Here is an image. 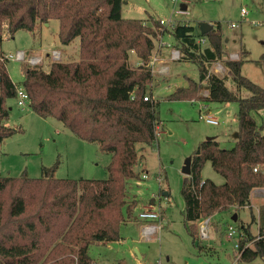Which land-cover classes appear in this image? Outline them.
I'll return each instance as SVG.
<instances>
[{
  "label": "trees",
  "instance_id": "obj_1",
  "mask_svg": "<svg viewBox=\"0 0 264 264\" xmlns=\"http://www.w3.org/2000/svg\"><path fill=\"white\" fill-rule=\"evenodd\" d=\"M121 7L122 0H0V41L3 33L34 32L52 20L59 23L62 45L79 40L77 61H53L47 71L24 64L20 87L37 115L60 121L112 157L103 180L57 179L56 166L43 168L36 179L0 177V264H37L41 259L44 264H92L89 247L119 240L123 211L131 217L133 207L126 201L128 184L139 179L134 171L136 145L154 143L158 128L155 102L146 95L152 78L147 63L157 35L143 20L123 18ZM171 35L179 60L197 65L199 81L188 79L169 98L238 105L234 146L221 149L213 139L203 141L191 157L190 176L182 182L183 223L201 253L196 223L218 212L250 207L252 191L264 187V124L258 125L252 115L264 110V88L241 74V56L222 59L219 24L205 35L193 26L177 25ZM129 51L143 62L141 67L128 65ZM218 61H223L234 90L211 72ZM256 62L264 65V53ZM6 63L0 62V143L16 132L5 125L6 101L16 98L17 88ZM205 162L224 179L222 184L202 180ZM255 167L261 168L254 172ZM259 236L238 241V261L264 262V214Z\"/></svg>",
  "mask_w": 264,
  "mask_h": 264
},
{
  "label": "rangeland",
  "instance_id": "obj_2",
  "mask_svg": "<svg viewBox=\"0 0 264 264\" xmlns=\"http://www.w3.org/2000/svg\"><path fill=\"white\" fill-rule=\"evenodd\" d=\"M121 15L125 19L143 20L157 35L147 63L152 78L146 95L155 102L158 128L154 143L136 145L138 162L134 171L139 179L128 184L126 201L133 207L131 217L123 211L125 221L119 225V240L89 247L92 264H264L261 258L252 262L238 261L239 253L234 246L240 239L243 242L249 236L260 237L264 187L257 188L260 191L257 197H251L250 207L218 212L196 223L201 253L183 223L181 186L185 176L181 173L182 167L206 139L217 141L221 149L234 146V135L238 133L237 103L169 98L178 88L186 87L188 79L199 81L195 63L171 59V51L177 50L171 30L184 24L198 30L202 22L220 25L222 59L235 60L241 56L245 60L241 74L264 88V65L256 62L264 53V0H122ZM160 20L169 23L161 24ZM58 30V21L52 20L47 25H37L34 32L18 30L13 36L2 34L0 55L19 51L25 54V62L10 60L6 63L7 73L17 87L22 85L23 65L30 66L31 57L41 58L36 66L45 71L53 61L78 60L79 40L62 45ZM53 52H58L59 58L53 59ZM128 55L131 68L143 65L133 51ZM210 69L226 79L229 89H235L223 61L215 62ZM205 91L200 93L206 95ZM6 106L5 125L16 132L0 143V177L25 175L36 179L42 176L43 168L56 166L53 176L57 179L107 178L112 157L96 143L81 140L60 121L42 118L28 104L18 106L16 98L8 99ZM252 115L258 125L264 124V110ZM206 116L216 119L218 124L206 123ZM200 176L218 185L224 182L209 162L203 164ZM3 197L7 202V194ZM146 209L161 214V220L156 222L159 227L150 235L144 234L146 224L138 217ZM134 216L136 220L132 219ZM229 227L237 230L232 238L227 236ZM37 264H44L43 259Z\"/></svg>",
  "mask_w": 264,
  "mask_h": 264
},
{
  "label": "built area",
  "instance_id": "obj_3",
  "mask_svg": "<svg viewBox=\"0 0 264 264\" xmlns=\"http://www.w3.org/2000/svg\"><path fill=\"white\" fill-rule=\"evenodd\" d=\"M241 13H242V15L245 13L244 9L241 10ZM160 23L164 24V23H169V22L164 21V20H160ZM231 26H234V25L232 24ZM196 42L203 46V44H205L206 40L204 38H196ZM167 45H168V47H170L169 44H167ZM52 56H53V59L59 58V53L53 52ZM233 56L236 58L235 54ZM171 59L172 60H179L180 59V51L178 49L177 50L174 49L171 51ZM10 60H17V61L25 62V54L23 52L19 51V52H16V54L0 55V62H8ZM153 60H154V62L156 61L155 58ZM40 62H41V58H37V57H31L28 60V64L30 66H36ZM16 100H17L18 106H23L25 104H28V101H29L27 93L20 86H18L16 88ZM144 100H147V97H145ZM205 121H206V123H208L210 125H217L218 124L217 120L210 117V116H206ZM258 168H261V167H255L253 169L254 172L257 171ZM262 170L264 171V166L262 167ZM143 177L146 178L145 174L143 175ZM138 217L145 222H154V223H148L145 225V227L143 228L145 235L152 234L155 231V229L157 227H159V225H157L156 222L161 220V214L158 211L146 209V210H143L141 213H139ZM236 231H237L236 229L229 227L228 232H227V236L229 238H232L233 235L236 233ZM234 246H235L236 250H239L238 242H236Z\"/></svg>",
  "mask_w": 264,
  "mask_h": 264
},
{
  "label": "water",
  "instance_id": "obj_4",
  "mask_svg": "<svg viewBox=\"0 0 264 264\" xmlns=\"http://www.w3.org/2000/svg\"><path fill=\"white\" fill-rule=\"evenodd\" d=\"M46 25H47V23H46ZM212 27H213L212 24L202 22V23H200L198 25V31L200 32L201 35H205ZM237 137H238V133H235L234 138H237ZM181 173L184 176H186V177L190 176V173H191V158H188L185 161V164L182 167ZM139 257H140V255L138 254V258Z\"/></svg>",
  "mask_w": 264,
  "mask_h": 264
},
{
  "label": "crops",
  "instance_id": "obj_5",
  "mask_svg": "<svg viewBox=\"0 0 264 264\" xmlns=\"http://www.w3.org/2000/svg\"><path fill=\"white\" fill-rule=\"evenodd\" d=\"M239 55V54H238ZM237 56V55H236ZM240 56V55H239ZM238 57V56H237ZM260 190L259 189H254L253 191H252V193H251V196H250V200H251V197L254 195V196H256L257 197V193L259 192ZM133 220H136V217L134 216L133 218H132ZM143 223H145V224H148V223H154V222H143ZM145 227V226H144ZM143 227V228H144Z\"/></svg>",
  "mask_w": 264,
  "mask_h": 264
}]
</instances>
